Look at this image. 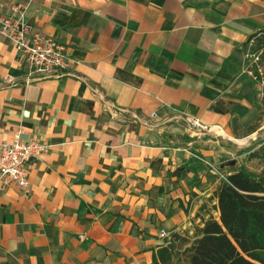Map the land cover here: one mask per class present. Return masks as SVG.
Wrapping results in <instances>:
<instances>
[{
	"label": "crops",
	"instance_id": "0c3cea01",
	"mask_svg": "<svg viewBox=\"0 0 264 264\" xmlns=\"http://www.w3.org/2000/svg\"><path fill=\"white\" fill-rule=\"evenodd\" d=\"M16 6L73 61L38 76L0 35V144H50L28 190L0 196V264H153L174 234L193 239L221 182L198 156L264 134L243 55L264 0H0V18Z\"/></svg>",
	"mask_w": 264,
	"mask_h": 264
},
{
	"label": "trees",
	"instance_id": "16d2710c",
	"mask_svg": "<svg viewBox=\"0 0 264 264\" xmlns=\"http://www.w3.org/2000/svg\"><path fill=\"white\" fill-rule=\"evenodd\" d=\"M258 41L264 42V35ZM250 158L263 159L261 171L241 167L221 180L214 192L218 218L209 211L193 239L174 234L154 254L153 264H264V142Z\"/></svg>",
	"mask_w": 264,
	"mask_h": 264
},
{
	"label": "built area",
	"instance_id": "2783aa9c",
	"mask_svg": "<svg viewBox=\"0 0 264 264\" xmlns=\"http://www.w3.org/2000/svg\"><path fill=\"white\" fill-rule=\"evenodd\" d=\"M27 6H16L13 13L0 18V35L13 44L15 49L25 58L33 73L41 77L51 76L67 71L73 61L67 47L52 37L35 33L29 36V25L26 21ZM264 35L259 31L252 35L244 48V71L254 81L264 86V42L258 39ZM13 83V77H7ZM194 126L202 130L210 129L199 121ZM50 144L39 138L22 139L18 131L12 140L0 144V196L15 186L26 192L30 185L28 163L31 158H41ZM212 168L213 164L207 162ZM215 168V167H214ZM162 238L169 233L162 230Z\"/></svg>",
	"mask_w": 264,
	"mask_h": 264
},
{
	"label": "rangeland",
	"instance_id": "374dc122",
	"mask_svg": "<svg viewBox=\"0 0 264 264\" xmlns=\"http://www.w3.org/2000/svg\"><path fill=\"white\" fill-rule=\"evenodd\" d=\"M203 131V130H198ZM236 139H245V141H233L234 146L237 148L236 151H234L233 155H227V157L221 158L220 161L218 160L217 163H214V167H210L207 162L208 160L204 156H198V158L204 162L208 166L210 170H213L216 172V175L218 178H220V181L223 179H226L229 172H232L233 170L240 169L241 167L246 168L248 171L258 173L261 171L263 159L262 158H250V153L254 150H257L262 143L264 142V134L257 135V136H250L247 138H236ZM241 146V147H240ZM236 160L235 165H229L230 160L232 159ZM210 163V162H209ZM222 164V165H221ZM222 166V167H221ZM214 204L212 201L209 202L208 211L213 212V215L218 218L219 213L213 209ZM195 232V231H194ZM174 238V237H173ZM192 238V237H190ZM179 243V244H178ZM178 245H180V242H177ZM179 247H182L181 245Z\"/></svg>",
	"mask_w": 264,
	"mask_h": 264
},
{
	"label": "water",
	"instance_id": "95a60500",
	"mask_svg": "<svg viewBox=\"0 0 264 264\" xmlns=\"http://www.w3.org/2000/svg\"><path fill=\"white\" fill-rule=\"evenodd\" d=\"M235 163H236V160H232L230 161L229 165H235Z\"/></svg>",
	"mask_w": 264,
	"mask_h": 264
},
{
	"label": "bare ground",
	"instance_id": "6f19581e",
	"mask_svg": "<svg viewBox=\"0 0 264 264\" xmlns=\"http://www.w3.org/2000/svg\"><path fill=\"white\" fill-rule=\"evenodd\" d=\"M237 140H238V139H237ZM240 141H242V142H243V141H245V139H242V140H240Z\"/></svg>",
	"mask_w": 264,
	"mask_h": 264
}]
</instances>
